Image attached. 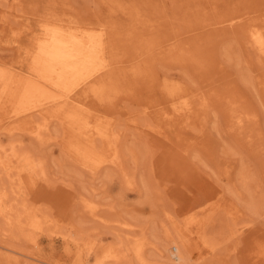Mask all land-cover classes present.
<instances>
[{
  "label": "rangeland",
  "instance_id": "rangeland-1",
  "mask_svg": "<svg viewBox=\"0 0 264 264\" xmlns=\"http://www.w3.org/2000/svg\"><path fill=\"white\" fill-rule=\"evenodd\" d=\"M74 21L108 66L0 105V264H264V0H0V88Z\"/></svg>",
  "mask_w": 264,
  "mask_h": 264
},
{
  "label": "bare ground",
  "instance_id": "bare-ground-1",
  "mask_svg": "<svg viewBox=\"0 0 264 264\" xmlns=\"http://www.w3.org/2000/svg\"><path fill=\"white\" fill-rule=\"evenodd\" d=\"M133 19L138 18L135 16ZM81 25L83 24L74 21L67 26H52L51 30L42 38L38 45L39 50L36 61L38 62L37 65L42 69L39 72V76H41L40 79H35L30 76H22L14 77L11 82L6 81L7 83L5 82L6 84L0 88V105L10 104L12 107L13 104H18L22 109L14 115L31 111L35 113L38 108L44 104L55 102L66 96L70 98L71 92L76 87H79L86 80L92 79L95 74L106 68L109 64V49L113 50L114 48V45L110 42L112 39L111 36L104 31L91 32L89 30L88 32L80 28ZM209 25L212 24H205V26ZM133 26V29L135 30L137 24H134ZM178 33H180V31H178ZM257 38L264 50V32H258ZM177 45L179 46V44L176 43H169L167 51V53H170L169 56L172 55L171 53H175V50H178ZM176 56H178L179 59L184 58L183 61L185 60V56L182 57L180 54H176ZM48 85H53V87H57L67 93L64 95H57L52 92L51 95L49 92L50 87ZM166 87V92L169 95L171 94L174 99L194 95V92L190 87H187L182 83L172 81L169 82ZM194 97L199 100V103H203V105L208 102V97L206 95L195 94ZM27 98H41V100H38L33 105H27ZM98 120L102 121L103 118L99 116ZM47 125L48 123L45 121L42 122L44 128L47 127ZM109 127L110 125H104L106 130H108ZM104 132L105 134H108V132ZM111 136L114 138L115 134L113 133ZM1 149L3 148L0 146V155ZM2 194L3 193L0 192V211L3 209L2 203L4 197ZM5 209L7 210V207H5ZM30 209H32V211L27 215L24 213V215H26H23V217H25L24 221H27L28 223L30 221L31 227L40 228L43 222L40 221L39 218L41 211L39 208ZM45 219L46 218L42 216V220ZM92 246L94 247L95 245L93 244Z\"/></svg>",
  "mask_w": 264,
  "mask_h": 264
}]
</instances>
